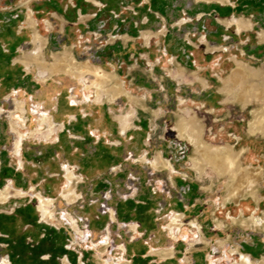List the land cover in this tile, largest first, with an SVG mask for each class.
<instances>
[{"label": "rangeland", "instance_id": "374dc122", "mask_svg": "<svg viewBox=\"0 0 264 264\" xmlns=\"http://www.w3.org/2000/svg\"><path fill=\"white\" fill-rule=\"evenodd\" d=\"M86 0H74L75 8L74 11H72L71 17L72 18V23L75 21L76 18V13L75 11L82 9L83 14H97V11H92L93 10V4L86 3ZM91 1V0H87ZM142 1L144 0H134L132 1V28H136V30H141L142 28L139 26L140 21L143 20L144 16H152L154 17L153 19L150 20L149 27L148 25L146 27L143 26V29H148L151 31L148 32H153L154 35L156 33H160L161 31L165 30L170 27H167L165 29V26H163L161 29H159L158 21L161 22L162 20V15L161 11L163 12L162 9L160 11L158 10H152L150 12V6L147 5L145 6ZM155 3V7L159 8L161 6V2L159 0H153ZM184 5H186L188 8L183 14L180 11V14L178 15H183L186 17V20H184V23H188L189 19L192 20V18L195 20L198 18L197 15H194L193 11V5L196 3L199 6H203L205 3V0H180ZM215 1V0H211ZM211 1H206V2H211ZM34 0H23L21 2V6H28L30 3H33ZM173 2V1H172ZM97 3V2H95ZM217 3V2H212ZM229 4H235L236 10L231 11V8ZM86 5V7H84ZM87 5H90L91 7H87ZM143 5V6H142ZM226 8H221L219 3H217V8L220 9L218 10V13L220 14V17L222 19L226 18H231L233 15V12H236V17H232L231 19H228L227 21H232V26L233 29H230L228 31L230 39L226 42V38H222L223 40L220 41L221 39V28L220 26L216 27L212 20H209V17H205L201 19L199 22H190L189 26L192 27L191 29H184L179 30V32L176 33L175 30H171L170 33L167 36H157L156 35L153 37L152 41L147 43L148 47L150 49L144 50L142 45H145V40L136 38L134 40V44L137 46L138 50H140L141 54H137L139 51H132V66L137 65L138 70L137 72H133L132 75L134 76L135 74H140V77L148 79L150 77V74L145 71L144 65L146 64V60L148 58L145 57V53H155L158 49L163 51L164 56L162 57V60L160 62V66L162 65L163 67L167 68L169 70L170 75L174 79L179 82L180 86H177V83H168L165 81L164 83L162 82H155V88L149 89L152 90L154 93V104L150 106L151 108L158 110V108H162L166 111L173 112L170 114L169 118H159L158 120H151V121H146L144 123H140L137 125L138 129V135L136 137L132 138V147L135 149H138L142 147V145L149 143L150 145H153L154 141V136L157 134V137H165L167 136L168 141L171 142V139L178 138L179 135L177 131L175 130L176 125L179 122V118L181 116H184L188 118L189 120L191 119L193 122H197L201 128V138L203 142L209 146L213 147H229L233 151V157L236 159V167L235 170L241 171V174L249 176V179H255V185L253 186L254 188L250 193H246V195H251L255 199H258V194L260 191L261 185H264V123H263V128H251L250 123L254 121V118L256 115L264 117V77H256L253 76L251 73V68L255 67L257 69H261L264 74V57H260L259 61L253 59L252 57H247V56H241L239 55L241 50V44L242 43H247L249 45H255L256 44V39L251 38L249 42H246L247 39L244 37V32L238 33L236 24L233 22H237L239 20H245L243 18V15H246L248 12H252L250 14H257L260 19L262 18L263 21L261 25H258L256 28V32H264V0H226L225 4ZM137 6V7H135ZM106 8V7H105ZM144 8V11H140V9ZM96 9V8H95ZM179 9H181L179 7ZM248 9V10H247ZM182 10V9H181ZM106 11V9L104 10ZM104 11H101L98 13L97 23L99 24L100 28L104 31H108L112 27V23L110 20V17H115L114 12H108L107 15L103 14ZM204 12V11H202ZM206 12V11H205ZM208 12H206V15ZM61 16V15H60ZM68 15H63L61 16L62 18H66ZM110 16L109 18H106ZM247 16V15H246ZM182 20V19H181ZM180 20V21H181ZM224 21V20H222ZM36 22V21H35ZM50 23L52 27L56 25V22L50 19ZM178 23V21H176ZM32 26V23H30ZM138 25V27H137ZM50 26V25H49ZM252 26V24H251ZM250 26V27H251ZM33 27V26H32ZM175 27H178L177 25ZM184 28L185 26H181L180 28ZM151 28V29H150ZM190 32V39L188 40L186 35L188 34L187 32ZM179 33V34H178ZM213 33L212 43L208 44L206 42V38L202 39L203 35L208 36L209 34ZM237 33V34H236ZM243 33V34H242ZM255 34V33H254ZM160 35V34H159ZM114 37V38H113ZM115 40L116 35L113 34L112 36H109V40L107 39H102L100 40H94V41H89L87 40H79L80 43L77 41L74 54L69 50L75 59L77 63H83V62H89L91 65V68L94 70H99L102 69L103 72L105 73H114L117 77L118 80L121 82L124 90L128 92V89L124 87V82L119 79V76L116 72L110 71L109 67L106 66L104 60L106 59V51L103 50V47H106V45L111 44L113 40ZM245 38V39H243ZM225 39V40H224ZM261 40V39H260ZM133 41V40H132ZM200 41V42H199ZM214 41L217 43L215 44ZM264 41V40H261ZM34 44V43H33ZM142 44V45H141ZM142 46V47H141ZM218 47V49L215 50ZM221 47H225V51H222ZM89 50L90 54L88 53L87 55L85 54L87 49ZM214 52L216 51V57L215 55H211L210 59H206V53L208 51ZM44 50V49H43ZM92 51H97V52H91ZM35 51V47L32 50L31 53L26 54L25 56H14L13 54L11 55L9 52V49L6 47H0V101H2V105H0V114L4 113V111L8 110L3 116L1 117H10V126H18L21 125L22 128L24 129L25 125L27 128H29L28 124L29 121H27L26 117H31L32 123L36 124V128H39V120L42 119L44 115H47L48 117L51 118V120L55 123L53 120L52 116L48 114L47 109H40V104L38 103L31 108L27 109L26 108V102L23 99V94L17 95V91H12L11 85H16L20 80L21 77L23 76V71L24 72H31V66L35 65L38 69L37 63L32 62L29 67L26 66L25 63L30 61V57H32L33 52ZM167 51V52H166ZM139 52V53H140ZM92 56V57H91ZM177 58V59H175ZM201 59V60H200ZM45 60L48 63H51L53 59H50L48 56L45 57ZM198 60L201 62L199 63ZM154 63H157L156 59L154 58ZM242 63L244 66L249 65V67H245V71L248 72L249 78L247 81L248 86L258 84V89L259 91L257 93H244V88H245V82L244 78L240 77V74L237 72L238 65L237 63ZM14 63H19L15 64ZM119 63V62H117ZM124 63V61H123ZM125 63H128L125 62ZM121 64V62H120ZM213 64V65H212ZM211 68H209V66ZM220 66H223L220 68ZM198 68H203V70H199ZM65 69L67 68H62V72L60 73H55V74H62V75H67L70 76V78H73L74 83L67 88L68 91V97L72 103V105H79V108L86 106L84 103L86 100H89L90 96H95V102L96 103H101L104 100H108V96H103V98L100 100H97V94L100 92L96 85L93 83L98 80V77L96 74L93 72L85 74L82 78H76L74 77L71 73L66 72ZM134 69V68H132ZM159 69V68H158ZM210 69V72H209ZM213 69V70H212ZM173 70V71H172ZM178 70H181L182 73L180 72V75L183 77L182 80H179L178 77H176V74ZM39 69H38V76L39 78L45 82L48 77L51 76H42L41 74L39 75ZM125 74V73H124ZM122 73V77H123ZM156 78H160L162 76V72L159 70V72H155ZM253 77V78H252ZM255 77V78H254ZM179 80V81H178ZM199 81L201 84L197 83ZM262 82V83H260ZM207 83V86H206ZM113 84V82H112ZM112 84L107 85L106 88H111ZM183 84V85H182ZM194 84V85H190ZM65 84H62V86ZM187 85V86H184ZM189 85V86H188ZM205 85L206 87H204ZM147 89V91H149ZM97 91V92H96ZM151 92V91H149ZM129 94V92H128ZM144 89H141L138 91V89H135L132 87V97H134L133 101H138L140 97L143 98L144 96ZM12 96V97H11ZM19 97V98H18ZM193 97L195 98V101H193ZM199 98V99H196ZM226 101V103H223V101ZM17 101H23L25 103V118H22L18 120L16 118V115L13 116L12 111L15 109V102ZM181 100L183 102H181ZM200 102H199V101ZM132 101V102H133ZM133 106V104H132ZM3 108V109H2ZM10 108V109H9ZM10 110V111H9ZM159 111V110H158ZM28 113L29 116H26ZM133 114V112H132ZM130 119L132 117L131 114H128ZM124 116V115H123ZM121 117V116H119ZM119 117L118 121H119ZM13 119V120H12ZM1 123L5 124L6 126H9L7 124V120L5 121H0ZM21 123V124H20ZM146 123V124H145ZM150 123H153L152 126V132L150 133ZM56 124V123H55ZM121 124V123H120ZM44 127H46L44 133H38L34 136H27L24 132V138L26 139L27 137L29 138H43L45 140H48L52 134L60 129H62V125H55L54 131L49 132L47 131L48 125L45 124ZM134 128V127H133ZM141 128V129H140ZM11 130L13 132V129L11 127ZM254 130V131H252ZM122 131V130H121ZM157 132V133H156ZM255 132V133H254ZM15 135L16 133L13 132ZM123 133V131H122ZM134 135V132L132 131V136ZM183 139V138H182ZM16 140H17V135H16ZM15 140V142H16ZM24 141V140H23ZM22 141V144H23ZM62 141V139H61ZM91 142L90 140L84 141L83 143L87 144L89 143L90 146L96 147L95 149L91 150L96 154V156L99 157L100 161L99 163H84L80 169L76 170L75 174L76 176L83 173L85 177H87L89 180L94 178V182L92 181L91 183V191L94 193H99L101 192L100 198H96L94 200L96 207V212L92 213L89 217H83L80 215V220H82V224H79L80 228L79 231L82 230L83 232V237H81L71 225L67 226L69 229V234L70 235V243L69 245H72L73 243H78L79 245L82 244V248L77 246H73L75 248H72L71 251L75 252V250L78 251H84L85 257L87 259H92L94 258L96 263H102V264H112L114 262L115 264H118L116 262L121 261L124 264H129L127 261H124L123 258L127 259L128 255L130 253L131 245H132V251L136 250H144L145 245H146V240L149 238H157L159 234H163L164 236L171 237V234L176 237H178V241H187L189 248L187 249L188 255H192V252L195 251V249H198V246L195 245V243H200V238L198 236L196 227L197 226H189L190 221H183V228L180 230L181 226H174L170 232L168 231L167 227L172 218L174 217L175 214H172L173 212H177V204L180 202L182 199L181 197V189L180 185L177 184L179 187H177V190H174L175 192L167 193L166 186H169V183L167 181H164L163 179L156 180L155 182H151L148 179V174L147 172L151 171H159L160 168L162 170H167L164 167H159V168H154L152 165V162L150 163V166H148L149 171H147V166L143 162L147 163V158L142 157L140 162L141 163H130L133 169L137 171V175L141 176L140 180L137 181V186L133 187L130 184L129 179L132 177V171L130 170L131 168H128L127 170L122 169L119 174L113 173L112 167L114 166L112 163H107L109 160L110 151H111V143H101V142ZM176 140H174L173 144L169 143L171 145V151L173 154H175V157L173 162H176L177 169L175 171H172L168 169L170 172L166 173H171L173 175L172 180L177 181L180 173L187 172L188 177L192 180H196V177H206L205 183L201 184L203 189L205 191H210L215 194V198L218 199L217 203L221 206L226 195H228V185L232 183V180L230 179V175L228 173H225L223 175H219L212 167L209 165L205 166L203 165L204 172L200 175L199 172H197L194 168L193 160L195 158L198 159V154L195 150V147L192 144H184L179 145L180 143L177 142L175 143ZM179 141V140H178ZM35 143V142H32ZM62 144V142H61ZM177 147H175V145ZM68 146L66 145H60L57 146L56 148L59 149H64L67 150ZM22 149V147H21ZM21 149L19 153H16L15 151V145H14V154L15 156H19L21 153ZM56 149V150H57ZM114 149V148H113ZM70 153V151L68 150ZM67 152V153H68ZM58 153L57 151L50 152V151H38V152H32V150L26 151V163H25V168H24V173L27 176H32L37 173V171L44 172L46 168H48L50 163H48V160L53 156V154ZM68 153V154H69ZM6 154V153H3ZM140 154V153H139ZM1 155V153H0ZM69 157V156H68ZM137 158L134 156L132 158V161ZM169 159V158H168ZM18 160L16 158V164L15 163H3L0 169V190L6 188L5 186L7 184V179L9 178H14V172H16V169L18 168ZM167 160V159H165ZM169 161V160H168ZM171 162V161H170ZM192 162V163H191ZM19 163L23 164V161H19ZM76 164V163H73ZM173 165L174 163L171 162ZM68 166V165H66ZM65 165L62 166V172L63 176H66V173H64L63 168ZM70 167V166H69ZM153 167V168H152ZM174 167V165H173ZM71 168V167H70ZM156 169V170H155ZM109 172L112 173V176L117 180V182H123L122 187H119L118 184V190L119 194L114 196L112 198V194H110L108 191H106L103 186H109L107 183H105V180H103V172ZM153 170V171H152ZM111 171V172H110ZM125 172V173H124ZM129 172L128 174H126ZM56 173L53 172V174ZM250 173V174H249ZM82 175V176H83ZM167 176L169 174H166ZM243 175H238L237 177H241ZM100 176L101 182L97 179V177ZM222 177V178H217ZM23 176L17 177L21 182ZM79 177L77 176V180L79 181ZM108 180V179H107ZM9 182L12 183V186L14 188L20 189L17 191L22 192V195L24 194L25 197L20 198V196L13 197L9 199V201L5 204L0 205V211L7 215L10 216L8 217V222L12 226H16V229L20 231L22 234L27 233L28 230L34 231V228L32 227L31 224L25 223L23 220L24 216L21 214L16 213L20 208L23 207H29L33 206L37 210V198L38 195H41L39 191L45 192V195H42L45 198H50V196H53L57 190H61L59 194L63 191V189L66 186V183H64L60 180H57L55 178H44L41 179L38 183H35L39 187L35 188V186H31L29 189H23L22 187H15L13 185V182L9 180ZM8 182V183H9ZM41 182V183H40ZM67 182V181H66ZM86 183V186L89 183L86 179L84 180ZM105 183V184H104ZM241 183L237 182V185L239 186ZM175 186L176 183H174ZM244 185L241 184L240 186ZM5 186V187H4ZM75 190L77 193L82 192V190L85 188V184H76L74 183ZM13 188V189H14ZM31 188H34L35 192L33 190H30ZM116 188V189H117ZM170 188V187H169ZM29 191V192H23V191ZM105 190V191H103ZM254 190V191H253ZM103 191V192H102ZM39 192V193H38ZM54 192V193H53ZM109 193V195H108ZM103 194L106 197H111V199L107 200L108 205H109V210L107 211L106 214L101 215L99 214L100 210V205L103 203ZM97 195V194H96ZM245 196V195H244ZM118 197L116 200L115 198ZM33 198L34 200H32ZM241 198V197H240ZM234 199L235 201H239V199ZM52 199V198H50ZM130 200H132V204L134 206H139L137 209L132 206V217L133 218H141L145 223L142 225L144 230L141 231L144 235L140 238L139 235L136 236V239L134 240L132 237L129 238L128 242L129 245H126L124 242V236L118 231V229H122V231H126L127 225L128 224H116V228L113 229L110 227V230L108 231V225H113L116 222L120 223L119 221L112 222L111 221V211L113 209L114 213L118 211V215L120 212V205H124L125 210L131 209L130 206ZM226 200V199H225ZM59 201L61 199L59 198ZM62 202V201H61ZM92 202V201H91ZM88 201L87 200H77L75 203L67 206L68 209H72L73 211H79V212H89L91 213V210H87L89 206H87ZM67 204V203H66ZM62 205V204H61ZM54 206L58 207L57 204H54ZM63 206V205H62ZM224 206V205H223ZM238 206V205H237ZM235 205H228L227 207L229 209H238ZM64 207V206H63ZM123 207V206H122ZM51 209L55 210L53 208V205L50 207ZM90 208V207H89ZM123 210V209H121ZM262 210L264 211V207H262ZM136 212L138 214L136 215ZM38 214V213H37ZM233 218L232 221L234 224L240 225L242 228L247 227V226H255V227H261L263 229L264 226V212L260 211L257 212L256 216H252L259 221L262 219V225L260 224L257 226L254 222L248 221L247 223H243L242 220H248L252 217L249 218H237L235 214H232ZM38 217V216H37ZM61 213L55 218L58 220V222L55 224L52 223V225L59 227V225L62 223L61 221ZM67 217V216H66ZM63 217V218H66ZM121 220L125 221L126 220V215L120 214ZM126 217V218H125ZM235 217V218H234ZM13 218V219H12ZM76 218V217H75ZM40 221L41 218L39 219ZM77 220V218H76ZM139 220V219H138ZM66 221V220H65ZM91 223V226L89 228L86 227L87 223ZM142 221V222H143ZM137 222V221H136ZM42 223L51 226V223L43 222ZM138 223L142 224L141 221ZM192 223V222H191ZM260 223V222H259ZM196 225H198L197 222H195ZM220 224V223H218ZM217 224V225H218ZM252 224V225H251ZM221 225V224H220ZM218 225V227L220 226ZM199 226V225H198ZM249 226V227H250ZM52 227V226H51ZM131 228H128L127 230H130ZM175 229H177V233L175 235ZM191 230V231H190ZM140 232V231H139ZM148 232V233H147ZM171 233V234H170ZM46 234L44 231L41 232L40 237L42 238L43 235ZM78 236H77V235ZM148 235H151L149 237ZM153 236V237H152ZM139 237V238H138ZM148 238V239H147ZM1 239V238H0ZM169 239V238H168ZM193 239H197L195 243H193ZM3 240V239H1ZM0 240V258L4 255H10V252H8V249H2V246L5 247L6 244H9L7 242L6 244L3 243ZM29 240H33L32 237L27 238V243L30 247V249H26V254L25 257H28V261L30 260H35L38 256H42L41 254L48 253L47 247H42V248H33L32 243ZM189 241V242H188ZM202 242L206 243V240L202 237ZM194 244L193 246H190L191 244ZM222 245V242L220 243ZM178 249V252L180 255L185 253L184 250H186L180 242L175 244ZM121 246L125 247V251H121ZM159 246V245H157ZM156 246V247H157ZM153 248L155 246H152ZM152 248V249H153ZM2 249V250H1ZM147 249V248H146ZM99 252V256L98 253ZM152 252V250H151ZM154 253V252H153ZM75 254V253H74ZM73 254V255H74ZM70 254V256H73ZM145 255V254H144ZM160 255V254H159ZM100 257V259H97V257ZM170 255H166L165 257H168ZM162 257V256H161ZM63 258V257H62ZM61 258V259H62ZM141 258V256H140ZM59 259V258H57ZM74 259V256H73ZM78 259V254H75V260ZM119 259V260H118ZM128 258L127 260H129ZM89 260H87L88 262ZM98 261V262H97ZM184 261H187V259ZM59 262V261H58ZM2 262H0L1 264ZM113 263V264H114ZM149 261H142L140 264H149ZM71 264L72 260H71ZM81 264H85L84 261L82 260ZM88 264H95L93 262L88 263ZM164 264H177L176 260L173 261H167L164 262ZM192 264H201V263H192ZM258 264V263H256Z\"/></svg>", "mask_w": 264, "mask_h": 264}, {"label": "crops", "instance_id": "0c3cea01", "mask_svg": "<svg viewBox=\"0 0 264 264\" xmlns=\"http://www.w3.org/2000/svg\"><path fill=\"white\" fill-rule=\"evenodd\" d=\"M23 0H0V47H6L9 49L10 54L14 56H25L28 53H31L34 49L33 44V36L35 31L40 33V35L45 38L46 45L44 47V53L45 57L48 56L50 59H52L53 55L57 54H63L66 50H71V52L74 54V50L77 44V41L80 43L79 40H87L94 41L96 40H102L107 39L109 40V36H112L113 34L116 35L115 40L111 43L106 45V47H103V50H107L106 53V59L104 60L107 67H109L110 71L116 72L119 76V79H121L124 82V87L128 89L129 94L132 96V87L135 89H138L140 91L141 89H144V96L143 98L140 97L137 99L138 101L131 100L127 95H119L115 98L114 101H108L104 100L101 103H96L95 96H90L89 100H86L83 104L84 108L80 107L79 105H72L69 97H68V91L67 88L71 86L74 81L73 78H70V76L62 75V74H54L51 77H49L45 82H43L39 76H38V69L35 65L31 66V72H24L23 76L21 77V80L14 86L11 85L12 91H17V95L23 94V99L26 102V108L29 109L32 106L41 103L40 109H47L48 114L52 116L53 120L56 123V126L63 125V128L54 132L52 136L45 140L43 138H29L27 137L24 139L22 144V149L20 155L17 157L19 161H23V168L22 169H16L14 172V178L7 179V183L9 180L13 182V185L15 187H22L23 189H29L31 186H35L36 190L39 187L35 183H38L41 181V179L44 178H55L57 180H60L64 183L63 179V172H62V166L68 165L70 166L75 172L76 170L80 169L84 163H99L100 159L96 154L91 150L95 149L96 147L90 146L89 143L85 144L84 141L90 140L93 142L96 140L97 142H101L103 144L111 143V151L109 160L107 163H112L114 166L112 169L114 170L117 168L116 171H113L115 174H119V172L124 170H127L128 168H131L132 171V177H135V181L133 182V187L137 186V181L140 180L141 176H138L137 171L132 168L130 163H141L140 160L142 157L147 158V163L143 162L147 166V171H149L150 163L154 161L155 157L161 156L164 161H171L174 163V167L172 169L166 168L167 170H162L160 168L159 171H149L152 173V175H149V172H147L148 179L153 183L156 180L163 179L164 181H167L169 183V186H166L167 193L175 192L174 190H177V187H179L177 184L180 185V191H181V197L182 199L177 204V212H173L172 214H175L178 216L177 222L179 225H181L180 230L183 228L184 224L182 220L190 221L195 224V222L198 223L200 226L199 231L197 230L199 238L202 236L205 240V242H200L196 244L198 246V249H195V251L192 252V255H188L187 249L189 248V245L187 241H178L171 237H166L163 234H159L157 238H149L146 240V245L144 250H134L132 251V245L130 249V253L128 255L129 260L124 259V261H127L129 264H140L142 261H149V264H164V262L167 261H173L176 260L177 264H192V263H201V264H240V256L244 255L247 256L249 260L254 261L256 263H260L262 260H264V230L261 227H255L253 226H247V227H241L238 224H234L232 221V214L234 213L237 218H249L252 216H256L257 212H264L262 210V207H264V185L259 188V194L258 199H255L251 195H245L241 196L239 201L229 200L226 201V197L220 206L217 203V200L215 197V194L210 191H205L201 184L205 183L206 177H196V180H191L187 172L180 173L178 180L173 181L172 177L173 175L168 169L175 171L177 169L176 162L174 158L177 157L175 154L171 151V145L169 143H175L179 142V145L191 144L188 140L182 139L179 137L175 139H171V142L168 141V137H157V134H155V138L153 141V145H150L149 143H146L142 145V147L135 149L132 147V138L136 137L138 135V127L137 125L140 123H144L146 121L151 120H158L159 118H169L170 114L173 112H168L162 108H158V110H155L151 108L154 104V93L152 88H155L154 83L155 82H162L164 83L167 81L168 83H177V86H180L179 82H177L176 79L170 75L169 70L162 65L160 66V62L162 60V57L164 56L163 51L157 50L155 53H145V57L148 58L146 60V64L144 65L145 71H147L150 74V77L148 79L140 77V74L132 75L133 72H137L138 67L137 65L132 66V51H139L137 46L134 44V40L136 38H140L141 40L144 39L142 34L144 32L151 31L148 29H143V26L146 27L149 26L150 20L154 17L152 16H144L143 20L140 21V27L141 30H136V28H132V1L134 0H91V1H85V4L92 3L93 4V10L97 11V14H83L82 9H79L75 11L76 18L75 21L72 23L71 12L74 11L75 4L74 0H34L33 3H30L28 6H21V2ZM161 2V6L159 8H156L154 5L153 0H144L142 3L147 6H150V12L152 10H163L161 11V22L158 21L159 29H161L163 26H165V29L167 27H170L160 33H156L157 36H167L171 30H175L176 33L179 32V30L184 29H191L192 27L189 26L190 22H199L201 19L205 17H209V20H212L214 25L216 27L220 26L221 31V39L226 38V42L230 39L228 31L230 29H233V27H228L224 23L221 22V20H228L232 17H236V12H233V16L231 18L222 19L220 17V14L218 13L217 3H219L221 8H226V5L224 3H212L216 1L206 2L203 6H199L196 3L192 6L194 11V15H197L198 18L195 20L192 18L189 19L188 23L180 24V20L184 19L186 20V17L180 14V11L185 14L187 10V6L184 5L180 0H159ZM173 1V2H172ZM198 1V0H197ZM97 2V3H95ZM91 7L90 5H87V7ZM143 6V5H142ZM231 8V11L236 10L235 4H229ZM86 7V5H84ZM106 7V8H105ZM137 7V6H135ZM179 7L182 9H179ZM96 8V9H95ZM106 9V11H104ZM248 10V9H247ZM104 11L103 14L107 15L108 12H114L115 17H106L111 20L112 27L108 31H103L99 24L97 23L98 13ZM140 11H144V8L140 9ZM204 11V12H202ZM208 14L206 15V12ZM252 12H248L246 15H243V18L247 21H250L252 26L249 29H242L241 31H237L241 34V32H244V37L247 39L246 42H249L251 38H255L256 44L255 45H249L247 43L241 44V50H239L241 56H247L252 57L253 59L259 61L260 57H264V41L260 40L259 35L260 32H256L258 28H256L258 25L263 24V19L257 15V14H250ZM68 15L65 19L61 16ZM30 16L31 18L36 21V26L32 27L30 24ZM50 19L56 22V25L54 27H50L48 25V22H50ZM178 21V23H176ZM182 21V20H181ZM246 21V22H247ZM185 22V21H183ZM178 27H175V26ZM167 26V27H166ZM181 26H185L184 28H180ZM138 27V25H137ZM151 27V26H149ZM237 28V27H236ZM22 29V30H21ZM151 29V28H150ZM163 29V28H162ZM161 29V30H162ZM153 33V32H152ZM188 34L186 35L187 39H190L191 33L188 31ZM255 33V34H254ZM160 34V35H159ZM179 34V33H178ZM237 34V33H236ZM243 34V33H242ZM124 37V38H123ZM154 37V36H153ZM153 37L150 41H152ZM213 33L209 34L207 37L203 35L202 39L206 38V42L208 44L212 43ZM243 38V39H245ZM133 40V41H132ZM225 40V39H224ZM200 42V41H199ZM151 43V42H150ZM216 44L217 42L214 41ZM145 45H142L144 50L150 49L146 43ZM141 46V47H142ZM216 48V46H215ZM218 48V47H217ZM216 48V49H217ZM222 51H225V47H221ZM86 55L90 52L88 48H86ZM215 49V50H216ZM220 50V49H219ZM221 51V50H220ZM62 52V53H61ZM91 52H97L92 51ZM137 54H141L140 53ZM167 52V51H166ZM57 53V54H56ZM216 51L211 52L208 51L206 53V59H210L211 55H215L216 57ZM53 54V55H52ZM92 57V56H91ZM154 58L156 59L157 63H154ZM177 59V58H175ZM201 60V59H200ZM198 60L200 63L201 61ZM124 61V63H123ZM128 63H125L127 62ZM119 62V63H117ZM121 62V64H120ZM19 64V63H14ZM213 65V64H212ZM209 68H211V66ZM223 66H220L222 68ZM134 68V69H132ZM159 68V69H158ZM203 70V68H201ZM198 68V71L201 70ZM159 70L162 72V76L160 78H156L155 72H159ZM213 70V69H212ZM173 71V70H172ZM181 70H178L176 77L179 78V80H182L183 77L180 75ZM210 72V69H209ZM123 73V77H122ZM125 73V74H124ZM178 80V81H179ZM197 83L201 84L199 81ZM62 84H65L62 86ZM183 85V84H182ZM194 85V84H190ZM187 86V85H184ZM189 86V85H188ZM204 87L206 86L203 85ZM147 89L149 91H147ZM19 98V97H18ZM199 99V98H196ZM133 101V102H132ZM193 101H195V98L193 97ZM199 101V100H198ZM181 102H183L181 100ZM200 102V101H199ZM223 103H226L225 99ZM133 104V106H132ZM0 105H2V101H0ZM1 107V106H0ZM10 109V108H9ZM8 111V110H7ZM0 114V121L7 120V124L9 126H6L3 124V122H0V169L3 163H15L16 159L13 155L14 150V144L16 140V135L12 132L11 126H10V117H1L6 112ZM10 111V110H9ZM131 117V126L125 133H122L121 131V124L120 121H118L119 116L132 114ZM26 116H29L28 113ZM27 121H29V128L24 127V129H21L22 132H24L27 136L36 128V124L32 123L31 117H26ZM146 124V123H145ZM135 126V127H134ZM153 123H150V133L152 130ZM134 127V128H133ZM141 129V128H140ZM176 130V127H175ZM132 131L134 132V135L132 136ZM177 131V130H176ZM178 133V132H177ZM179 135V134H178ZM62 139V141H61ZM179 140V141H178ZM186 142H185V141ZM95 141V142H96ZM183 141V143H182ZM35 142V143H32ZM62 142V144H61ZM60 145H66L68 146L67 150L64 149H57V146ZM175 147H177L176 144H174ZM114 148V149H113ZM57 149V150H56ZM32 150V152H38V151H54L58 152L56 154H53L51 158L48 160V163H50L49 167L44 170V172L37 171L36 174L32 176H27L24 173L25 163L26 160V151ZM70 151V153L68 152ZM69 154H68V153ZM6 153V154H3ZM140 153V154H139ZM128 154L131 155V157H128ZM69 156V157H68ZM136 156L132 161V158ZM169 158V159H168ZM167 159V160H165ZM170 162V163H171ZM76 163V164H73ZM192 163V162H191ZM172 165V166H173ZM193 165V164H192ZM153 168V167H152ZM156 170V169H155ZM53 174V172H55ZM111 172V171H110ZM125 173V172H124ZM127 172L126 174H128ZM103 180H105V183H107L109 186L106 185L103 186L106 188L105 190L108 191L110 194H112V198L119 194L118 190V184L119 187H122L123 182H117V180L112 176V173L103 172ZM166 174H169L168 176ZM83 173L81 172L80 176L77 175L80 179L79 181H76V184H85V188L82 190V192L78 193L80 195V198L78 200L83 201L87 200V210H91V213L89 212H79V211H73L72 209H68V204L64 203L62 199L59 196V189L57 192L50 196L54 200V204H57L58 207L54 206L55 208V214L56 217L61 213V221L62 223L59 225V227L56 226H48L42 221H40V215L37 214V221L39 224H44L51 229H54L58 232H64V248L69 251L72 255L78 254V259L72 260V263L74 264H81L82 260L85 264L88 263H96L95 259L92 258L87 259L84 255V251H71L72 248H75L77 246L82 248V244L79 245L78 243H73L72 245H69L70 243V235L69 229L67 226L71 225L69 222L63 220V217H66L67 214L72 215V217L76 220L78 226L79 224H82V220H80V215L83 217H89L92 213L96 212V207L94 200L96 198H100L101 192L94 193L91 191V183L94 182V178L88 179L85 177ZM23 176L22 182L17 178ZM101 177L98 176L97 179L99 180ZM217 178H222L218 177ZM89 181L90 184L86 186V183L84 180ZM108 179V180H107ZM101 180V179H100ZM99 180V181H100ZM101 182V181H100ZM264 182V181H263ZM41 183V182H40ZM104 183V184H105ZM176 183L177 186L174 185ZM7 186V184L5 185ZM4 186V187H5ZM170 187V188H169ZM14 188V187H13ZM117 188V189H116ZM16 189V188H14ZM34 190V188H31ZM30 189V190H31ZM20 190V189H18ZM29 190V191H30ZM103 190V191H105ZM23 191V190H22ZM76 191V190H75ZM102 191V192H103ZM28 192V191H25ZM35 192V190H34ZM41 195H45V192L39 191ZM38 192V193H39ZM54 193V192H53ZM77 193V191H76ZM97 194V195H96ZM227 196V195H226ZM59 198L61 201H59ZM34 200L33 198H31ZM116 200L118 197L115 198ZM238 199V198H236ZM92 201V202H91ZM96 201V200H95ZM131 209L125 210L124 205H120V208L123 209L122 213L123 215H126V220L122 221L120 214L118 215V211L116 214L113 212L111 221H119L120 223L116 222L113 225H108V231L110 230V227L113 229L116 228V224L125 223L127 225V229L131 228L133 225L139 226V231H143V224L145 221H143L141 218H133L132 217V200L129 201ZM64 206H62V205ZM224 205V206H223ZM228 205H235L239 207L238 209H229ZM123 206V207H122ZM136 209L139 207L134 206ZM139 209V208H138ZM35 212L37 213V210L35 208ZM18 214L21 212L17 211ZM0 214H3L0 211ZM138 212H136V215ZM5 215V214H4ZM174 215V216H175ZM10 216L3 217L8 218ZM76 217V218H75ZM182 218V220H181ZM235 218V217H234ZM139 219V220H138ZM173 219V218H172ZM7 220V219H6ZM137 221V222H136ZM141 221L142 224L138 223ZM143 221V222H142ZM9 223V222H8ZM218 223L221 225L218 227ZM4 226L7 225V223H3ZM143 225V226H142ZM169 225V224H168ZM252 225V224H251ZM196 226V224H195ZM80 227V226H79ZM174 227H172L173 229ZM122 231V229H118V231L124 236V243L126 245H129L128 242L129 238L136 239V236L139 235L138 231H132V229ZM170 229V228H169ZM170 229V230H172ZM197 229V227H196ZM169 231V230H168ZM191 231V230H190ZM177 229H175V235L177 234ZM2 233V232H1ZM148 233V232H147ZM44 237V236H43ZM141 238L142 235H139ZM138 237V238H139ZM1 240V239H0ZM195 240V239H194ZM193 240V241H194ZM4 242V240H1ZM186 249L184 250L185 253L182 255L179 254L178 249L175 244L179 243ZM189 242V241H188ZM222 242V245L220 244ZM159 245V246H157ZM75 246V247H73ZM152 246H155L154 248ZM157 246V247H156ZM195 246V245H194ZM125 251V247L122 246ZM147 248V249H146ZM153 248V249H152ZM172 250L173 254L163 258L161 255H159L160 252ZM235 249V253H232L231 251ZM152 250V252H151ZM164 250V251H162ZM154 252V253H153ZM74 254V255H75ZM99 256V252L97 253ZM145 254V255H144ZM48 256V254H45ZM44 255V256H45ZM239 255V256H238ZM44 256L40 257V261L47 262L51 258V254L45 258ZM97 257V259H100V257ZM141 256V258H140ZM63 257V258H62ZM62 258V259H61ZM67 258L68 264H71V261L69 259V255H63L57 259L59 262L58 264H63V260ZM184 259L187 261H184ZM87 260H89L87 262ZM119 260V259H118ZM4 261H8L9 264H12L10 260L7 258H4L2 263ZM98 262V261H97ZM114 262H112L113 264ZM118 264H124L121 261L116 262ZM20 264V263H19ZM25 264V263H22ZM98 264H102L99 263ZM248 264V263H245Z\"/></svg>", "mask_w": 264, "mask_h": 264}, {"label": "bare ground", "instance_id": "6f19581e", "mask_svg": "<svg viewBox=\"0 0 264 264\" xmlns=\"http://www.w3.org/2000/svg\"><path fill=\"white\" fill-rule=\"evenodd\" d=\"M205 1H211V0H205ZM215 1L220 2V3H224L226 0H215ZM29 21H30V23H32L33 27L36 26V22L31 18V16H30ZM183 21L184 20L182 19V21H180L179 25H182L184 23ZM221 22L224 23L228 27L232 26V24H233L232 21H230V20L229 21H227V20L222 21L221 20ZM233 22L236 24L237 31H241L242 29H245V30L249 29L251 26L250 21L245 22L244 20H239L237 22H235V21H233ZM48 25H50V27L52 26L50 22H48ZM155 35H154V33H151V32H144L142 34L146 44L149 43L151 38ZM259 37L261 40H264V32H262L259 35ZM33 43L35 46V51L33 52L32 57H30L31 58L30 61L25 63V64L27 67H29L32 62L37 63L39 73L42 76H44V77L45 76H52L55 73H60L63 71L62 70L63 67L67 68V69H65V73L69 72L76 78H82L85 74L93 72L94 74H96V76L98 77V80H99V81H96L93 83L94 85H96V87L98 89H100L99 90L100 92L96 93L97 94L96 95L97 100L102 101L101 99L105 95L108 96V99L110 101H114L115 98L118 97L119 95H127L131 100H134V97H132L130 94H128V92H126L124 90L121 82L118 80V77L114 73H105L102 71V69L94 70L91 68V65L89 64V62L77 63L73 57V54L69 50H66L61 55L57 54V53H56L57 55L52 54L53 55L52 56L53 61L51 63H48L45 60V53L43 50L45 45H46V40L37 31H35V33H34ZM237 65H238L237 72L240 74L241 78H244L243 80L246 84L245 88H244V93L245 94L257 93L259 91V89H258L259 85L257 83L254 85H251V86H248V84H247L249 74H248V72L245 71V67L247 68V67H249V65L244 66L242 63H239V62L237 63ZM251 73L253 76H256L258 78L264 77L263 71L260 68L257 69L255 67H252ZM112 82H113V84H112ZM260 83H262V82H260ZM110 84H112V87L106 88V86L110 85ZM15 105H16L15 109L12 111L13 116L16 115V118L18 120L25 118V113L27 112V111L25 112V107H24L25 103L23 101H17L16 100ZM131 115L133 116V114H131ZM41 118L42 119L39 120V128H35L30 133L31 137L38 134V133H44V131L46 129V127H44L45 124L48 125L47 131H49V132L54 131L55 124L51 120V118L48 117L47 115H44ZM178 120H179V122L176 125V130L179 134V137L188 140L195 147V150L198 154V159L195 158L193 160V165H194L195 170L197 172H199V174L201 175L204 172L203 165H205V166L209 165L219 175H223L225 173H228L230 175V179L232 180V183L230 185H228V187H227L228 188V195L226 197V201L239 198L241 196L246 195V193H250L252 191V189L254 188L253 186L255 185L256 181H255V179H249L248 174L247 175L241 174L243 169L241 171H238V172L235 170L236 159H234V157H233V151L231 148L226 147V146L213 147V146H209V145L205 144L201 138L202 137L201 136L202 128L197 122H193L191 119L189 120L188 118H186L184 116H181ZM119 121L121 123V130L124 133L130 127H132L131 126V119H130L129 115H124V116L119 117ZM263 123H264V117L256 115L254 118V121L252 123H250V126H251V128H255V129L261 128L262 129ZM11 127L13 129V132H15L17 135V140H16L14 145H15L16 153H19V151L22 147V141L25 139L24 134H22V132H21V129H23V128L19 124H18V126L14 125ZM62 128H63V125H62ZM252 131H254V130H252ZM13 155H14L15 159L18 157V156H15L14 151H13ZM17 165H18L19 169L23 168V165L21 163H19V160H18ZM152 165L154 168H159V167L170 168V169L173 168L172 164L169 161H164L161 156L155 157L154 161H152ZM116 169L117 168H115L114 170H116ZM63 171H64V173H66V176L65 175L63 176L64 185H65V183L67 184V182H68V186L61 192V194H59V196L64 203L71 205V204L75 203L80 198V195L78 193H76L75 187H74V183L77 180V176L75 174V171L72 168H70L69 166L65 165V167L63 168ZM238 175H243V176L238 178L237 177ZM237 182L241 183V184L244 183V185L240 186L241 185L240 184L238 186ZM7 185L8 186L6 188L0 190V203L1 204L7 203L9 201V199L16 197V196H20V198H23L26 196V195L24 196V194L22 195V192L17 191L18 189L17 190L13 189L11 182L7 183ZM31 190H33V189H31ZM23 192L25 193V191H23ZM33 192H34V190H33ZM36 198H37V202H38L37 213H39L41 220L43 222L51 223V226H54V225H52V223L55 224V222L56 223L58 222V220L55 218V210L50 208L51 205H53V208H54V200L50 199V198H45L42 195H38V197H36ZM112 211H113V209H112ZM112 211H111V216H112V219H114ZM66 216L67 217L64 218L63 220H66L67 222L72 224L71 226L73 227L75 232H77L81 237H83V234H81L82 232L79 231L80 227L78 226L77 221L72 217V215L67 214ZM177 219H178V216H176L171 221L170 227L176 226L178 224ZM242 221H243V223H247L248 221H251V222H254L257 226H259L260 224L262 225V222H261L262 219H261V221H259L258 219L254 218V217H252L248 220H242ZM218 225H220V224H218ZM131 229H132V231H137L136 230L137 226L133 225L131 227ZM167 229L170 232L169 226L167 227ZM263 230H264V226H263ZM171 236L174 239L176 238L172 234H171ZM121 248H122V246H121ZM234 250L235 249H233L231 252L235 253ZM121 251H124V248H122ZM162 251H164V250H162ZM159 254L162 257H165L166 255H172L173 252H172V250L169 249L168 251L160 252ZM240 260H241V263H244L245 261H247V259L244 255L240 256ZM3 264H9V263H8V261H4ZM63 264H68L67 258H65L63 260ZM259 264H264V260H262Z\"/></svg>", "mask_w": 264, "mask_h": 264}, {"label": "trees", "instance_id": "16d2710c", "mask_svg": "<svg viewBox=\"0 0 264 264\" xmlns=\"http://www.w3.org/2000/svg\"><path fill=\"white\" fill-rule=\"evenodd\" d=\"M18 211L21 212L20 214L22 216H24L23 221L25 223L31 224L34 228V231L28 230L27 233L25 232L22 234L16 229L15 225L12 226L10 223H8V220H6L8 218H3L6 217V215L0 214V232L9 236L8 240H5L4 242H9L8 252H10L12 264H58L57 258L67 254L69 255L70 259L73 260V256L75 257V255L70 256L71 253L64 248V232H58L44 224H39L37 221V213L35 212V208L32 205L29 207L20 208ZM122 211L123 210L120 209L121 213ZM4 222L7 223L6 226H4ZM42 231H44L46 234H44V237L41 238L40 234ZM29 236L33 238L32 245L34 247H31V249L47 247L48 253L45 254H51V260L49 259V261L43 262L40 261L37 256L35 260L28 261V257H25V252L26 249H30L27 243V238Z\"/></svg>", "mask_w": 264, "mask_h": 264}, {"label": "built area", "instance_id": "2783aa9c", "mask_svg": "<svg viewBox=\"0 0 264 264\" xmlns=\"http://www.w3.org/2000/svg\"><path fill=\"white\" fill-rule=\"evenodd\" d=\"M131 157V155L130 154H128V157ZM149 175H152V173L151 172H149ZM129 181H130V184L133 186V182L135 181V177H131L130 179H129ZM108 195H109V193H108ZM103 199H104V201H103V203L100 205V210H99V214H101V215H104V214H106L107 213V211L109 210V205H108V202H107V200H109V199H111V197L109 196V197H106V196H104V194H103ZM111 214V213H110ZM116 214V213H115ZM123 224H125V223H123ZM91 226V223H90V221H89V223H87V225H86V227L87 228H89ZM138 232H139V226L137 225V229H136ZM139 234L140 235H144L143 233H141V232H139ZM44 236V235H43ZM149 237H151V235H148ZM153 237V236H152ZM0 238L1 239H3L4 241L5 240H8V238H9V236L8 235H5V234H3V233H1L0 232ZM134 239V238H133ZM148 239V238H147ZM31 243H33V240H29ZM3 243H7V242H3ZM9 247V244H6V246L5 247H3L2 246V249L4 248V249H7ZM1 249V250H2ZM4 258H7L8 260H10L11 261V258H10V255H6V256H2L1 258H0V262L4 259Z\"/></svg>", "mask_w": 264, "mask_h": 264}, {"label": "flooded vegetation", "instance_id": "af4514ba", "mask_svg": "<svg viewBox=\"0 0 264 264\" xmlns=\"http://www.w3.org/2000/svg\"><path fill=\"white\" fill-rule=\"evenodd\" d=\"M54 124H55V123H54ZM55 125H56V124H55ZM123 133H124V132H123ZM66 180H67V179H66ZM67 186H68V182H67L65 188H66ZM65 188H64V189H65ZM64 189H63V190H64ZM61 190H62V189H61ZM61 190H60V191H61ZM60 191H59V192H60ZM176 216H177V215H175V216L173 217V219H174ZM173 219H172V220H173ZM172 220H171V221H172ZM171 221H170V223H171ZM170 223H169L168 226H169L170 229H172V227H174V226L170 227ZM191 225L194 226L195 224L191 223ZM176 226H181V225L177 224ZM196 226H197V229H198V231H199L200 226H198V225H196ZM81 232H82V230H81ZM176 233H179V232H176ZM81 234H83V232H82ZM177 239H178V237H177V235H176L175 240H177ZM193 240H194V239H193ZM193 240H192V241H193ZM196 240H197V239H195V240L193 241V243H195ZM200 242H202V236L200 237ZM193 243H192L190 246H193V245H194ZM220 243H221V242H220ZM196 244H198V243H195V245H196ZM122 248H123V247H122ZM44 255H45V254H42V256H44ZM49 255H50V254H48V256H49ZM48 256L45 255L44 257L47 258ZM245 257H246L247 261H245L244 263H241V264H245V263H248V264H256V262L249 260L247 256H245ZM163 258H166V257H163ZM69 259H70V257H69ZM50 260H51V259H50ZM2 261H3V260H2ZM2 261H1V262H2ZM70 261H71V259H70ZM258 264H259V263H258Z\"/></svg>", "mask_w": 264, "mask_h": 264}]
</instances>
